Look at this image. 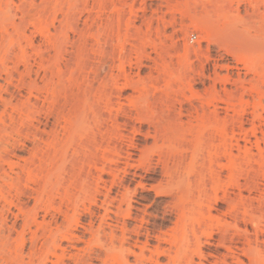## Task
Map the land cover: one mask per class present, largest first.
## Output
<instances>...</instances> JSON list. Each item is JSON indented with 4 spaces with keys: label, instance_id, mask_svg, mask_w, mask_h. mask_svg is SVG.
<instances>
[{
    "label": "rangeland",
    "instance_id": "rangeland-1",
    "mask_svg": "<svg viewBox=\"0 0 264 264\" xmlns=\"http://www.w3.org/2000/svg\"><path fill=\"white\" fill-rule=\"evenodd\" d=\"M0 264H264V0H0Z\"/></svg>",
    "mask_w": 264,
    "mask_h": 264
}]
</instances>
